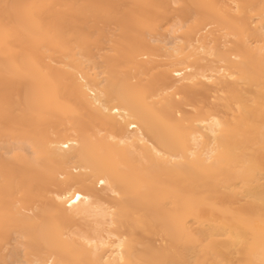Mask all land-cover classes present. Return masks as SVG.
Segmentation results:
<instances>
[{
	"label": "bare ground",
	"instance_id": "obj_1",
	"mask_svg": "<svg viewBox=\"0 0 264 264\" xmlns=\"http://www.w3.org/2000/svg\"><path fill=\"white\" fill-rule=\"evenodd\" d=\"M172 1L0 0V264H264V0H174L154 74Z\"/></svg>",
	"mask_w": 264,
	"mask_h": 264
},
{
	"label": "rangeland",
	"instance_id": "obj_2",
	"mask_svg": "<svg viewBox=\"0 0 264 264\" xmlns=\"http://www.w3.org/2000/svg\"><path fill=\"white\" fill-rule=\"evenodd\" d=\"M172 1V0H171ZM220 1V0H219ZM222 1H225V2H227L226 0H221L220 1V3L218 2V4L220 5V4H222V5H224V4H226V3H222ZM174 2V0L172 1V2H170V3H172V4H170L169 5V9H168V12H167V14L165 15L166 17H164L163 19H162V21L160 22V28H159V30H161V29H163V30H161V31H158V33H154V32H152V34L151 35H149V37H147L148 39L146 40V42L149 44V45H151L152 46V48H150V47H148L150 50V52L152 51L153 52V54H152V52H151V54L150 55H153L152 56V58L155 60V63L152 65L154 68L151 70L152 71V73L154 72V74H158L160 71H162L163 69H164V67H163V65L165 64V63H167L169 60H168V58L164 55L163 56V54H165V51H163L164 49L162 48V50H161V46H163L164 45V42H166L167 43V41H168V38L171 36V34H170V32H172V30L173 29H175V27L177 26L176 25V22L178 23L180 20H179V13L178 12H180V8H181V3L180 4H176V3H178V2H176V3H173ZM179 5H180V7H179ZM222 5H220V6H222ZM226 6V5H225ZM225 6H222V9H223V7L225 8ZM174 7V8H173ZM176 9V10H175ZM178 11V12H177ZM177 12V13H176ZM232 14H234L235 15V12H231ZM177 19V20H176ZM191 19V18H190ZM188 20V24H191L192 22V19L191 20ZM174 20H176V21H174ZM189 21H190V23H189ZM163 23V24H162ZM101 24L102 23H100V25H99V28L101 29V33H100V35H99V40L101 39L100 37H101V35L102 36H104L105 34V36L104 37H102V41H99V43H97V46H96V44H94V45H92V50H93V52L95 53V54H103L104 55V57L103 58H94L95 60H97V61H101V59H104L105 61H106V59L107 60H109V58L111 57V56H113V54H115V51H114V48H112V47H115V46H113L114 44L116 45V41L118 40L117 38L119 37V35H120V30H119V26L116 24V23H110V24H102V27H101ZM174 25V26H173ZM163 27V28H162ZM211 28H212V30H211ZM215 28V29H214ZM220 28V29H219ZM170 30V31H169ZM184 30L185 29H183V31H181L180 32V34L182 33V32H184ZM104 33H103V32ZM160 32V33H159ZM204 32H206V31H204ZM215 32V33H214ZM208 35H207V40H206V42H207V44L211 47H213V48H216V50H218L220 53L221 52H225V51H228L232 46H233V44L230 42V40H232V38L231 37H228V36H225V31L223 30V29H221V27H219L217 24H212L211 26H209L208 27V31L206 32ZM179 34V33H178ZM166 35V36H165ZM169 35V36H168ZM151 36L153 37V38H158L159 40H158V42L157 41H153V39L151 38ZM155 36V37H154ZM214 36H216V38L214 37ZM209 37H211V38H209ZM217 39V40H216ZM223 39V40H222ZM229 39V40H228ZM161 40H162V42L163 43H161ZM165 40V41H164ZM170 40V39H169ZM215 40V41H214ZM227 41L228 42H230V43H227ZM102 42V43H101ZM160 42V43H159ZM211 42V43H210ZM226 43V44H225ZM154 44V45H153ZM211 44H213V45H211ZM231 44V45H230ZM100 46V47H99ZM158 46V47H157ZM226 46V47H225ZM219 48H221V49H219ZM226 48V49H225ZM155 49V50H154ZM223 50V51H222ZM160 51H162V53L160 52ZM112 52H113V54H112ZM157 53H159V54H157ZM105 55H106V57H105ZM215 56V55H214ZM214 56H209L206 60H213L215 57ZM144 58H147L146 56H143ZM213 57V58H212ZM164 58V59H163ZM212 58V59H211ZM158 60V63H157V60ZM162 61H161V60ZM205 62V61H204ZM203 62V63H204ZM206 64H207V61L205 62ZM215 64L216 65H219L220 63L219 62H215ZM155 65H156V67H155ZM158 66V67H157ZM161 68H160V67ZM156 68H157V70H156ZM159 69H162V70H159ZM154 70V71H153ZM158 71V72H157ZM145 77H147V76H144V78ZM146 79V78H145ZM209 86H210V84H209ZM210 92H211V94H212V98L210 97V98H201V96L199 97L198 96V98H200L199 100H203V99H210L208 102H209V104H211V103H213V101L214 102H216L217 103V97H214L213 95L215 94V92L213 93V91H211L210 90ZM210 94V93H209ZM215 95H217V93L215 94ZM179 97V96H178ZM207 97H209V96H207ZM204 102V106H206L207 105V101L205 100V101H203ZM203 102H200V105L203 103ZM206 102V103H205ZM211 102V103H210ZM190 103V102H189ZM189 103H187V104H185L183 107V113L185 112V114H189V112L191 113V112H193L194 113V111H195V109H194V107L196 106V107H198L197 106V104L196 105H194V104H189ZM198 103V102H197ZM193 105H194V107H193ZM199 105V104H198ZM200 105H199V107H200ZM203 106V107H204ZM195 107V108H196ZM202 107V106H201ZM18 195H20V194H18ZM17 196V195H16ZM18 197V196H17ZM155 239H156V243L157 244H160V239L158 238V236H156L155 237Z\"/></svg>",
	"mask_w": 264,
	"mask_h": 264
}]
</instances>
